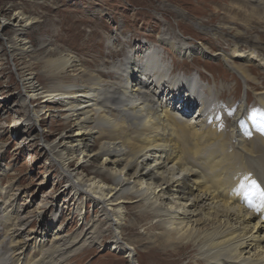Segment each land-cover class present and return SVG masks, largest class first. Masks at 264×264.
Segmentation results:
<instances>
[{
	"label": "rangeland",
	"instance_id": "rangeland-1",
	"mask_svg": "<svg viewBox=\"0 0 264 264\" xmlns=\"http://www.w3.org/2000/svg\"><path fill=\"white\" fill-rule=\"evenodd\" d=\"M17 12L27 17H35L37 21L27 31L28 35L26 34L27 41H31L32 46L27 44L25 48H30L22 53L20 49L24 48V41L21 38L25 36L22 37V34L15 32L13 25L19 22L17 19L12 20ZM212 16L218 18L213 19ZM5 21L10 22L8 28L2 24ZM207 27L219 30L223 34L216 36L201 31ZM235 35L248 37L253 43L250 46L241 45L234 40ZM216 37L220 38L219 42ZM42 43L46 45L42 46ZM188 44L198 46L202 44L210 48V50L206 48L210 55L218 53L220 56H225L226 60L221 61L219 57H208L204 60V57L201 58L196 53L192 55L193 57L180 56L176 46L186 47ZM261 44H264V7L247 0L245 2L238 0H0V264H26L31 259L35 261L39 256V247H48L55 242L53 240L55 236L74 238L84 225H89L94 217L98 218L94 216L95 206L86 204V199L80 192L75 194L74 190L68 187L66 179L60 174V160L67 161V165L71 163V166L66 165L65 169L72 177L88 180L94 178V172L98 171L106 175L116 173L117 177H121L129 184L134 181V176H130L132 171L123 170L119 173L114 166L105 164L104 158L94 154L93 143L88 151L79 153L78 150L69 154L64 150V146L69 147V142L72 140L67 138L72 137L74 129L72 123L63 117L64 113L60 112V105L55 102L45 105L39 99L31 102L25 100L27 90L23 87V79L27 75L35 86L39 84L38 78L43 80L41 84L47 88L59 83V80L51 78L52 76L44 79L47 74L43 64L44 57L55 55L57 49L62 52L70 51L77 59L85 61L82 74L92 75L91 79L96 81L93 73L111 70L109 67L116 64V61L123 63V55L119 54L121 52L128 58H135V64L141 72L145 70L148 64L147 57L151 54H156L158 64L165 63L170 66L171 56L174 55L172 53H175L174 57H177L175 59L179 63L191 62L189 64L191 72L188 73L190 75H187V80L183 79V81H186L184 84L188 88V94L190 93L195 99L187 107V113L181 112V108L179 109L181 104L175 100L171 105L173 110L175 108V111L176 109L179 111L175 115L185 123L194 122L200 125L203 130L210 128L214 123H219V128L222 127L220 130L225 131L221 133L226 143V153L237 155L238 150L234 149L236 147L228 132H230L229 122L241 102L243 106L241 115L244 118L241 117L239 122L242 130L248 127L246 134L248 137L244 140L246 145L253 140L258 144L259 140L255 137L259 134V130L261 131L260 128L264 127L262 120L264 119V52L254 48L255 45L262 46ZM142 45L144 51L137 56L132 55ZM112 53H117V56H112ZM247 54L254 56L253 63L237 58L238 56L245 58ZM193 58L197 59V64L193 63ZM256 60H260V63ZM129 65L124 61L120 67L125 70ZM238 66L248 70L246 73L249 75L248 78L241 75ZM183 73L184 71H180L178 75L180 79L183 78ZM74 74L72 72L68 74L69 80L74 78ZM82 74L76 75L75 79ZM124 74L126 73H123L125 77ZM114 77L115 75L111 73L101 77L104 82L99 83L100 89L108 90L107 87L115 81H119L120 86L127 85L125 79L117 80ZM84 79V81L88 80L87 77ZM198 87L200 90L209 87L211 90L209 97L199 93ZM230 87L235 88V95L225 93V97L220 96L219 99L216 95L217 90L227 92ZM163 90V93L157 95L154 108L158 103L168 106V102L164 101ZM181 90V93L185 94V89ZM103 91L99 93L102 94ZM100 94L97 96L100 97ZM107 96L109 97V94ZM185 96H183L184 101L188 97ZM207 98L203 110L206 116L204 114L201 116L198 104ZM103 99V107L107 111L106 108L111 104ZM112 108H115L117 113L116 107ZM32 112H36L33 114L36 121L30 120L28 116ZM245 118L252 120L251 122L248 120L251 125ZM191 142V139L186 142L181 141L186 147H190ZM46 146L52 152L46 151L44 149ZM235 158L241 159L239 155ZM257 158L258 156L255 157ZM239 162L244 164L242 160ZM251 162L245 160L247 168L253 167ZM118 167L121 169V166ZM178 176L179 172L175 177ZM95 179L99 178L95 177ZM159 184L160 182L156 186ZM160 188L163 189L159 193L165 191L160 185L155 192ZM169 194L165 191L162 204L174 206L172 201L176 198ZM144 203L142 200L134 201L131 205L123 206L122 215L113 214V218L118 220L116 233L120 236L121 242L133 250L135 264H195L194 258L197 254L193 253L192 245H188L193 236L190 238L186 236L189 237L188 234L192 233L194 236L202 234L219 223L210 222L209 217L198 207L191 208L188 202L179 200L176 203L180 205V210L184 209L185 221L188 225L182 231L184 236L181 235L182 232L177 233V231L185 223L177 225L178 222H172L174 223L172 225L165 217H155L147 222L144 221L142 225H134L133 229L124 230L136 219V216H131L134 215L133 213L136 214L138 210L148 211V205ZM183 205L185 208L182 209ZM13 219L16 221L23 219L26 222L24 230L21 233L17 232L18 235L15 232V237H11L8 231L14 222ZM102 220L104 219L97 220L96 228L104 232L107 227ZM154 223L159 225L150 230V225ZM164 232L170 233L171 239L167 240L169 244H174L175 249L162 253L155 248L159 242L154 241L156 235L165 237ZM103 238H100V241L103 239L101 246L95 245L91 247L92 249L87 247L84 252L75 256L73 260L69 258L64 264L130 263L122 255L112 252L109 235H104ZM23 244L26 245V249L22 250L23 255L20 257L22 259L17 263L18 259L14 254L18 251L16 248ZM242 256L251 260L255 252L253 249H246L242 251ZM220 259L223 264L224 258L220 257Z\"/></svg>",
	"mask_w": 264,
	"mask_h": 264
},
{
	"label": "bare ground",
	"instance_id": "bare-ground-1",
	"mask_svg": "<svg viewBox=\"0 0 264 264\" xmlns=\"http://www.w3.org/2000/svg\"><path fill=\"white\" fill-rule=\"evenodd\" d=\"M245 1L238 0V2ZM247 1L264 7V0ZM212 17L213 19L218 18V16ZM16 19L19 24L13 25L15 32L22 34V37L25 36V38H21L24 41V48L20 49L22 53L30 48H25L27 44L32 46L31 41H27L26 34L28 35L27 31L37 21L35 17L24 16L21 12H17L12 20ZM9 23V21L2 22L5 28L9 27ZM201 31L216 36L217 34L220 36L223 34L219 30L208 27ZM216 40L219 42L220 38L216 37ZM234 40L246 46L253 43L250 42L248 37L239 35H235ZM41 45L44 46L46 43ZM261 45H255L254 48L264 52V44ZM143 46L139 50L136 49L132 55L137 56L142 53L144 51ZM176 48L181 54H179L180 56L188 57L189 55L191 57L196 53L199 57H204V60L208 57H219L221 61L226 60L225 56H220L218 53L210 55L206 49L208 47L202 44L200 46L188 44L186 47L176 46ZM208 49L210 50V48ZM119 54L123 55V63L116 61L117 66H115V63L111 64L112 67L109 65L111 70H106L107 72L98 71L99 74L93 73L96 80L93 81L91 79L92 75L85 76V74H82L84 60L82 62L77 59L70 51L62 52L57 49L55 55L50 54L44 57L43 64L47 72L44 79L52 76L51 78L59 80L58 85L51 86V88L44 87L41 84L43 80L38 78L39 84L35 86L28 75L23 79V87L27 90L25 100L31 102V100L37 101L39 99L45 105L55 102L60 105V112L64 113L63 117L72 123L74 129L72 132L74 133L72 137L67 138L72 141L69 142V147L64 146L65 151H68L69 154L75 151L78 152V150L79 153H83L88 151L93 143L94 154L104 158L103 162L105 164L114 166L119 170V173L123 170L132 171L130 176H134L133 183L129 184L121 177H117L116 173L106 175L97 171L94 172V178L84 180L83 178L72 177L71 173L66 171L67 161L60 160L59 162L57 160L60 174L66 179L68 187L74 190L75 194L80 192L86 199V204L95 206L94 216L96 215L98 218L95 219L96 217H94L90 220L91 223L84 225L83 229L74 235V238L68 239L67 237L55 236V239H53L55 242H52L46 248L45 246L39 247L37 259L35 261L31 259L32 261L29 260L26 264L36 262V264H64L69 258L73 260L75 256L84 252L87 247L92 249L91 247L95 245L101 246V242L105 238H103L104 235H109V246L113 253L120 254L131 264H135L133 250L123 244L120 236L116 233L118 220L115 217L113 218V214L122 215L121 209L123 206L131 205L137 200L139 202L140 200L144 201V204L148 205V211L138 210L136 214L133 213L134 215L131 216H136V219L124 230L133 229L134 225H142L144 221L147 222L155 217H165L172 225L174 224L172 222H178L177 225L185 223L177 231V233L182 232L188 225L185 221V211L183 212L184 205L183 210H180V205L176 203L180 200L188 202L191 208L198 207L203 214L209 217L210 222L219 223L217 226H213L212 229L202 233L203 235L200 233L194 236L192 233L191 235L188 234L189 237L186 236L187 238L193 236L188 245H192L193 253L197 254V256L194 255L196 256L194 258L195 264H221L220 257L224 258V261L222 260L223 264H264V198L251 187L252 182L255 181L259 192L264 193V130H262L264 127L260 128L261 131L258 129L259 134L257 135L253 130L259 143L255 144L251 138L252 136L249 135L253 141L251 143L250 141L247 142L248 145H246L244 140H246L245 137H248V135L246 136L248 125L247 128H244L245 130L240 128L239 121L242 117L241 111L243 108L241 102L238 110H235L234 107L235 113L232 110L234 116L229 122L230 132H228L236 147L234 149L238 150L237 155L226 153V143L222 134L224 130H220L222 127L219 128V123H214L210 128L208 127L209 129L203 130L200 125L194 124V122L185 123L179 120L175 115L179 112L178 109L175 111L173 106L171 108L172 103L178 100L181 104V107H179L181 112L187 113V107L192 101H195L194 97L190 93L188 94V88L184 84L186 81H183V79L187 80V75L191 72L189 71L191 62L179 63L175 59L177 57H174L176 56L175 53H172L174 55L171 56L170 66L165 63L161 65L157 63L158 59L154 53L147 57L148 64L145 66V70L141 72L135 64V58H128L123 52ZM112 56H117V53H112ZM240 57L237 58L240 60L245 59L248 62L255 59L250 54H247L245 58ZM124 61L130 64L128 69L125 70L120 67L124 64ZM192 61L197 64L196 58H193ZM259 61L256 60L260 63ZM237 69L239 72L241 71V75L248 78L249 75H246L247 69L241 66H238ZM180 71H184L182 79L178 77ZM70 72L75 73V76L69 80L68 74ZM124 72L126 73V75L124 74L125 77L123 76ZM109 73L114 74V78L117 80L124 81L125 79L127 85L120 86V82L115 81L107 87L108 90H101L99 83L104 82L101 77ZM79 74L82 75L75 79L76 75ZM230 76L233 78L232 75ZM84 77H87L88 80L84 81ZM181 89H185V94L181 93ZM162 90L165 91L163 95L165 98L162 97L164 101L168 102V106L158 103L157 107L154 108L156 106L155 99ZM99 91H103L102 94ZM217 91L216 95L219 99L220 96L224 98L225 93L234 96L236 92L233 87L228 88L227 92H223L221 89ZM198 92L207 97L211 94L209 87L202 90L198 87ZM99 94L103 96H97ZM184 95L188 96L185 101L183 100ZM202 98L204 99V97ZM102 99L105 102L108 100L111 104L109 108H106L107 111L103 107L104 101L102 102ZM207 100L208 98L198 104V111L201 116L204 114V104L207 103ZM112 107H116L117 113L115 108ZM33 114H36V112L28 114L30 120H34ZM245 120L247 119L245 118ZM248 120L250 121V119ZM190 139L193 142H191L190 147H186L181 143V141L186 142ZM44 149L52 152L47 146ZM238 155L241 158L240 160L244 161L243 165L242 162H239V159L235 158ZM256 156H258L257 159H255ZM245 160L252 161L253 167L250 166L251 168H249L248 166V169ZM67 166L70 167L71 163H68ZM118 166H121V169ZM178 172L179 176L175 177ZM95 177L99 179L96 180ZM158 182L160 184L156 186ZM160 185L164 187L166 193H170L169 196H175L173 198L176 199L171 200L174 206L162 204L165 191L159 193L163 189L160 188L155 192ZM151 212L154 213L151 214ZM100 218L104 219L102 221L107 227L104 232L96 228L97 220ZM222 218L223 220H221ZM25 223L23 219L14 220L8 229L9 235L15 237V232L17 235L19 234L17 232L21 233L24 230ZM158 225V223L151 224L150 230L157 228ZM105 232L108 234H104ZM164 233L166 238L164 235L155 236L156 240L154 242H159L155 248L162 253L168 252L167 250L173 251L175 249L174 244L168 243L171 231L170 233ZM100 238L103 239L100 241ZM25 246L23 244L16 248L18 251L14 256L18 259L17 263L22 259L20 257L23 255L22 250L26 249ZM246 249H253L255 252V256L254 258L251 257V260L244 259L242 256V251Z\"/></svg>",
	"mask_w": 264,
	"mask_h": 264
},
{
	"label": "snow or ice",
	"instance_id": "snow-or-ice-1",
	"mask_svg": "<svg viewBox=\"0 0 264 264\" xmlns=\"http://www.w3.org/2000/svg\"><path fill=\"white\" fill-rule=\"evenodd\" d=\"M251 187H252L253 189H255V190L257 191V193H258L259 195H261L262 198H264V193L259 192V188H258V186H257V184H256L255 181L252 182Z\"/></svg>",
	"mask_w": 264,
	"mask_h": 264
}]
</instances>
